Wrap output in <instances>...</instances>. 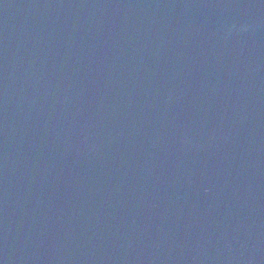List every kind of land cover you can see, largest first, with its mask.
Segmentation results:
<instances>
[{
    "label": "water",
    "instance_id": "obj_1",
    "mask_svg": "<svg viewBox=\"0 0 264 264\" xmlns=\"http://www.w3.org/2000/svg\"><path fill=\"white\" fill-rule=\"evenodd\" d=\"M0 264H264V0H0Z\"/></svg>",
    "mask_w": 264,
    "mask_h": 264
}]
</instances>
